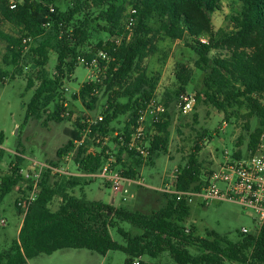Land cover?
<instances>
[{
	"label": "trees",
	"instance_id": "16d2710c",
	"mask_svg": "<svg viewBox=\"0 0 264 264\" xmlns=\"http://www.w3.org/2000/svg\"><path fill=\"white\" fill-rule=\"evenodd\" d=\"M222 1L74 0L72 8L61 12L55 6L56 0H20L14 9L10 8V0H0V23L12 25L19 33L18 36L10 35L0 26V41L7 45L3 62L15 68L14 75L22 74L24 67L29 65L39 69L36 73L38 86L27 105L25 122L31 118L41 119L51 106L53 121H71L74 113L64 105V101H68L62 89L65 80H69L79 66V57L89 59L101 51L108 53L109 63L100 60V66L105 69L98 78L101 82L86 83L79 96L74 95V99L83 100L89 110L97 104L102 88L109 95L103 121L91 125V131L74 157L78 172H98L106 162L107 148L90 154L87 153L89 144L112 134V124L121 116L130 117L128 133L129 126L135 124L137 112L154 98L160 75H149L144 62L156 53L157 37L160 35L171 41H183L188 37L191 40L189 47L198 56L195 67L204 73V101L225 115L229 109H245L247 119L259 120L260 126L251 134L248 146L253 154L264 135V0H236L241 9L229 18L230 31H216L213 15L221 10ZM89 5L100 10L96 19L104 24L103 32L111 38L127 36L126 8L136 9L137 23L131 39L124 40L120 46L110 40L99 43L93 51H84L90 22L75 21V18ZM152 21L160 27L155 29ZM27 37L33 39L29 53L23 45V39ZM203 38H207L206 42ZM49 51L56 53L58 58L54 74L45 69ZM213 52L216 54L212 55ZM0 78L3 79L1 72ZM192 78L193 70L182 68L177 73L178 89L165 91L162 100L167 111L156 128L149 156L143 158L124 149L119 151V155L126 152L132 159L130 170L123 171L125 177L136 178V169L154 165L166 153L169 110L178 108L179 97L185 94ZM36 80H28V90L33 88ZM195 96L198 100L199 96ZM66 113L69 116L65 117ZM87 121L82 116L75 119V128L67 131L68 144L58 151L59 159L72 151L75 141L83 139V132L89 129ZM246 129L250 130L248 124ZM2 142L3 135L0 134V144ZM200 151L201 147L196 145L188 163L177 171L173 182L177 191L200 189L204 176L198 160ZM233 158L242 157L238 153ZM22 164L23 156L19 153L9 174L0 182V205L25 181ZM53 166L58 167V163ZM52 173L50 170L43 173L39 181L40 192L23 217L18 239L8 251L0 252V264H27L28 260L41 254L52 255L66 249H86L102 256L121 251L127 256L125 264H134L135 259L144 256L156 259L165 252L175 264H226L228 261L264 264V226L257 235L241 232L237 241L215 232H208L201 238L196 236L194 227L186 232L183 223L190 216L192 205L179 200L176 194L165 193L164 206L159 211L145 214L78 198L69 191L80 185L79 178L51 183ZM21 194L26 192L21 190ZM57 196L61 197V203L54 211L51 205ZM16 205L18 207V202ZM125 223L142 234L133 235L122 226ZM111 230L117 231L124 245L113 240ZM191 248L197 253L193 254Z\"/></svg>",
	"mask_w": 264,
	"mask_h": 264
},
{
	"label": "rangeland",
	"instance_id": "374dc122",
	"mask_svg": "<svg viewBox=\"0 0 264 264\" xmlns=\"http://www.w3.org/2000/svg\"><path fill=\"white\" fill-rule=\"evenodd\" d=\"M30 1L41 2L43 0ZM10 2L16 4L20 0H10ZM73 5L74 0H56L55 2V6L61 12L68 11ZM131 9L132 6L126 8V16ZM240 9L241 5L236 0H223L221 10L213 15L215 30L230 31L229 18ZM99 12L98 8L89 5L83 13L75 18V21L88 20L90 22L88 39L83 46L84 51H93L99 43L115 39L103 32L104 24L96 19ZM151 24L155 29L160 27L155 21H152ZM0 26L10 35H19L17 29L8 23H0ZM126 32L127 40H130L132 33ZM124 35L120 37L126 38ZM203 40L206 41L207 38H203ZM189 44H191V40L188 37L183 41H171L159 35L156 41V53L144 62V67L149 75H160V82L154 94L158 100L163 99L166 90L176 91L178 89L177 73L182 68L193 70L192 82L187 86L185 94L192 97L198 95L199 99L195 98L192 109L188 113H181L178 108H170L167 118L169 127L167 129L166 153L161 155L154 165H145L136 169V178H132L134 182L125 184L129 191L128 194H125L115 192L101 178H86L82 176L83 173L78 172L74 162V157L79 151L78 146L75 145L72 151L62 159L58 157V151L68 144L67 131L75 128L74 121L78 116L92 121L103 116L109 96L108 93H105V88L100 90L98 102L92 110H89L80 98L74 99V95L79 96L84 84L96 77L100 78L102 73L95 72L94 77L92 70L78 64L79 66L69 80H65L64 87L69 89L66 92L69 111L74 113L71 121L65 120L61 123L53 121L50 117L53 112L51 106L41 119L31 118L25 122L27 105L38 86L36 73L39 69L34 65H29L28 68L24 67L22 74L14 75L15 68L3 62L7 45L6 42L0 41V72L3 77V79L0 78V134L3 135V142L0 144V182L3 177L9 174L11 165L16 162V155L21 153L24 178L25 175L33 174L36 171L33 162L51 165L57 162L63 173H52L51 183L67 182L72 177H77L80 180V185L71 189L70 194L90 201H100L117 208L151 214L164 206L166 186L173 185L177 171L188 163L196 145L201 147L198 160L203 166L202 171L206 174L217 169L226 158H233L238 153L242 158L249 157L251 155L248 148L250 136L260 126L259 120L257 118L247 119L245 109H229L228 114L225 115L204 101L205 97L202 95L204 73L196 69L195 63L198 56L189 47ZM215 54L213 52L212 55ZM48 58L45 69L54 74L57 54L49 51ZM30 78L36 81H34L33 88L28 90ZM129 123V115L118 118L112 124V134L101 143L92 141L87 153L97 154L102 152L103 148H107V158L112 157L116 161L117 169L130 170L132 159L126 152L119 155L120 152L114 148L115 133L126 132ZM247 124L250 126L249 131L246 129ZM128 130H132V126H129ZM260 145L263 146L261 150L264 156V137H262ZM108 150L112 155L107 154ZM24 180L19 187L5 197L0 205V252L8 251L13 242L18 239L23 215L16 204L22 195L20 190H26V187L31 183L26 178ZM60 203L61 197L57 196L51 205L52 210H57ZM2 221L5 223L3 224ZM122 226L130 230L133 235L142 234L140 230L131 228L129 224L125 223ZM183 226L194 227L196 236L201 238L206 237L208 232H215L232 241H237L243 229L253 232L257 225L253 216L240 206L223 202L212 203L206 207L192 205L191 214ZM111 236L115 242L124 245L123 239L116 230H111ZM190 250L193 254L197 253L193 248ZM126 258V254L121 251H111L106 256H102L86 249H66L52 255L41 254L28 260L27 264H125ZM138 261L143 264H175L167 252L160 254L156 259L144 256L135 259L134 262ZM226 264L242 263L228 261Z\"/></svg>",
	"mask_w": 264,
	"mask_h": 264
},
{
	"label": "built area",
	"instance_id": "2783aa9c",
	"mask_svg": "<svg viewBox=\"0 0 264 264\" xmlns=\"http://www.w3.org/2000/svg\"><path fill=\"white\" fill-rule=\"evenodd\" d=\"M16 4H11L10 8L14 9ZM53 12L54 9H51ZM137 10L132 8L124 21L125 30L133 33V29L137 23ZM126 38L120 36L114 39L117 46H120ZM131 39V38H130ZM129 41V40H128ZM206 42L205 40H202ZM33 39L27 37L23 39L24 49L29 53ZM100 60L106 63L111 61V57L106 52H99L92 58H78V64L84 65L86 68L95 72L102 73L105 69L100 66ZM93 78V77H92ZM101 82L98 77L92 79L91 82ZM69 89L64 87L63 91L66 92ZM96 94L99 91H95ZM195 95L187 96L182 94L178 100V109L181 113H188L192 109V105L195 102ZM65 107H68V101H64ZM167 108L163 100H158L156 96L152 98L141 110L137 112V118L135 124L132 126V130L128 133H115L116 142L114 148L120 151L124 149L128 152L136 153L137 155L147 158L150 154L149 148L151 142L154 140V136L157 134L156 128L163 120V116L166 113ZM69 116V113L65 114V117ZM103 121V116H100L98 120H88L89 129L83 132V139L81 141H75L76 146L82 145L85 138L91 131V125ZM264 137V136H263ZM98 138L97 143H101L102 140L107 139ZM262 145H259L257 151L246 158H226L224 162L219 164L218 168L211 170L209 173H204L202 185L199 190H187L177 191L172 186H166V193L176 194L179 200H185L188 204L200 205L203 207L209 206L212 203L229 202L240 206L244 211L250 213L254 221L256 222V228L253 232L248 229H243L244 234H258L261 228L264 226V156L262 155ZM108 155H112L110 150L107 151ZM116 161L110 157L106 159V162L100 168L98 172L86 173L82 175L86 178H101L103 179L115 192H121L128 194L126 189V183H133V179H129L124 176L123 171L115 167ZM33 167L36 171L32 174L25 175V178L29 180L30 186L26 187L25 195H21L18 200V207L23 215L29 210L30 205L36 200L39 192V181L42 175L47 170L53 173H63L61 167H55L48 163L33 162ZM22 173V171H21ZM23 174V173H22ZM24 178V179H25ZM139 184L143 185L141 182ZM21 191V190H20ZM4 224L5 222L2 221ZM186 232L189 233L190 229L187 228ZM134 264H140L134 262Z\"/></svg>",
	"mask_w": 264,
	"mask_h": 264
},
{
	"label": "crops",
	"instance_id": "0c3cea01",
	"mask_svg": "<svg viewBox=\"0 0 264 264\" xmlns=\"http://www.w3.org/2000/svg\"><path fill=\"white\" fill-rule=\"evenodd\" d=\"M78 175H80V174H78Z\"/></svg>",
	"mask_w": 264,
	"mask_h": 264
}]
</instances>
